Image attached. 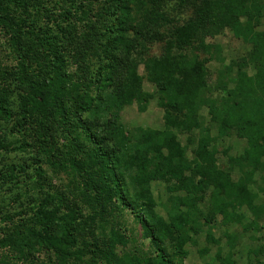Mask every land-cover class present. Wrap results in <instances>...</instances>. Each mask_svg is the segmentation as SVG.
<instances>
[{"label":"trees","instance_id":"obj_1","mask_svg":"<svg viewBox=\"0 0 264 264\" xmlns=\"http://www.w3.org/2000/svg\"><path fill=\"white\" fill-rule=\"evenodd\" d=\"M164 1L0 0V120L17 124L15 150L28 151L23 165L0 168V264H183L208 214L241 224L246 209L250 229L264 218V0H193V16L166 32ZM224 30L250 47L238 62L205 41ZM152 42H163L159 57L146 56ZM207 61L218 64L213 86ZM139 66L161 130L119 121L124 106L144 111L152 98ZM177 133L194 145L191 159ZM231 135L245 141L230 159L236 180L214 158ZM58 174L73 190L53 193ZM152 181L166 184L165 218ZM57 196H67L60 208ZM127 215L148 255L128 248Z\"/></svg>","mask_w":264,"mask_h":264},{"label":"rangeland","instance_id":"obj_2","mask_svg":"<svg viewBox=\"0 0 264 264\" xmlns=\"http://www.w3.org/2000/svg\"><path fill=\"white\" fill-rule=\"evenodd\" d=\"M193 2V0H165L161 7L168 22L165 23L163 30L166 32L172 27L184 24L191 18L193 16ZM205 41L221 47V57L224 58L227 64L230 61H240L250 52L248 45L235 39L229 31L225 30L215 37L206 38ZM162 51L163 42H152L148 46L146 56L159 57ZM196 53L200 59H206L207 57L200 50L196 49ZM205 67L207 69V82L209 86H213L218 64L214 61H207ZM250 71L252 70L250 69ZM138 73L143 77V91L150 94L152 98L148 101L144 111H139L134 102L131 105L124 106L119 113V121L127 131L135 128L161 130L163 128L164 111L158 105L156 90L147 82L142 66H139ZM200 114L204 121L207 122L208 116L205 108L200 110ZM89 118V116H84V119H87L90 123L91 119ZM17 127V124L0 120V168H11L16 164H24V156L26 157L28 151L15 150L19 149L24 143L23 136ZM212 135H215V133L212 132ZM177 139L186 148L188 159H191L194 145L187 144L188 135L177 133ZM215 145L214 158L216 165L218 168L230 172L232 179L236 180L239 174L237 167L233 166L230 159H234L242 153L245 148V141L231 135L217 139ZM75 172L73 171L72 173L75 174ZM66 176L65 174H58L51 178V189L54 194H58V191L61 193L60 191L64 188H66V191L68 190L73 178L68 180ZM149 186L156 204L154 209L165 218L164 206L167 205L165 203L168 197L166 184L161 181H152ZM69 190L73 189L69 188ZM252 190L257 193L256 187H253ZM66 198L67 196L55 197L53 207L56 208L57 206L60 208ZM256 202L264 203V198L258 196ZM202 213L206 215L208 211L202 209ZM238 213L242 215L241 224L234 222L224 223L222 216L219 214H208V222L201 220V231L198 235L192 236L193 243L185 246L187 257L184 259L183 264H220L217 259L218 253L222 258L231 255L229 259L235 264H264V218L258 222L255 229L244 228V226L250 225L252 216L246 209H242ZM127 216V228L125 230L127 231L126 235L131 236L128 248L135 247L140 253L144 254L146 252L148 255L151 252L148 240L141 237L142 231L134 216ZM87 221L97 223L94 216H88ZM208 233L211 235V239L207 238ZM225 235H229L232 240H226ZM132 236L135 240H133Z\"/></svg>","mask_w":264,"mask_h":264}]
</instances>
